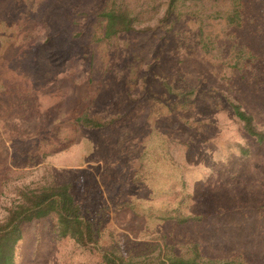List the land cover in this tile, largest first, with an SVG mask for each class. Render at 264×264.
<instances>
[{
	"label": "rangeland",
	"instance_id": "rangeland-1",
	"mask_svg": "<svg viewBox=\"0 0 264 264\" xmlns=\"http://www.w3.org/2000/svg\"><path fill=\"white\" fill-rule=\"evenodd\" d=\"M100 1L0 0V74L17 51L35 49L36 60L30 65L45 86L40 92L50 84L57 88L38 95L42 112L54 107L56 116L63 115L69 96L81 92L82 87L77 88L90 74V86L97 89L90 107L103 111L121 92L129 64L141 76L151 65L148 82L142 88L136 83L129 95L118 99L117 111L125 116L116 125L79 131L68 148L5 176L11 179L7 183L2 176L9 156L30 146L27 137L37 138V126L50 123L49 129L60 118H23L20 102L0 97V217L3 204L13 196L11 182L31 183L52 175L59 182L72 181L87 208L98 209L109 201L131 203L124 210L105 212L106 239L127 234L135 242L166 235L174 244L198 241L212 258L243 254L264 264V141L240 128L226 101L229 96L239 102L264 129V0H243L241 26L228 28L218 24L223 1L205 4L206 22L217 32L224 29L217 38L226 39L229 47L236 43L250 50L252 57L246 54L244 61L250 65L241 71L233 67L230 50L212 49L205 57L198 25L187 15L169 31L123 37L127 56L119 40L97 46L80 12ZM71 12L72 27L65 30ZM77 32L82 34L74 35ZM74 68L75 88L67 91L68 97L61 95L64 103L58 106L60 79ZM164 82L197 86L193 105L185 110L172 105L181 96L167 90ZM174 210L202 214L203 219L174 225L160 217ZM22 235L16 264H88L96 257L68 238L57 239L46 221L23 225Z\"/></svg>",
	"mask_w": 264,
	"mask_h": 264
},
{
	"label": "trees",
	"instance_id": "trees-1",
	"mask_svg": "<svg viewBox=\"0 0 264 264\" xmlns=\"http://www.w3.org/2000/svg\"><path fill=\"white\" fill-rule=\"evenodd\" d=\"M210 1L101 0L98 6L90 11H81L80 15L86 16L84 23L89 24L90 36L97 46H106L112 40H119L122 45L123 56H127L128 45L124 38L129 34L169 31L177 23L186 20L184 18L187 15V20L198 25L197 37L200 39L201 50L205 57L212 49H216L217 52L230 50V60L234 61L233 67L241 71L244 66L250 65L244 64L247 58L252 57L250 50L247 46L236 43H232L229 47L226 44V39L217 38L219 34H224V29L221 28L217 32L216 28L213 30L211 23L206 22L209 15L204 14L205 4ZM222 1L228 8L226 9L224 5L223 9L218 10V13H223L218 24L221 26L223 24L225 28L233 25L241 26L243 0ZM72 13L70 14L71 19L67 20L66 26H64L65 30L72 27ZM62 31H59L58 35H61ZM213 31L216 34L212 37ZM78 34L81 35L82 33L77 32L74 35ZM49 38L47 37L46 40ZM246 54L250 56L248 57ZM35 56V49H30L27 46L17 51L12 59H7L6 62L11 63V65L6 67L4 73L0 74V97L2 95L10 97V99L14 97L12 103L20 102L18 106L21 105L24 110L23 118H32L44 114L48 121L59 120V118L60 120L49 126V129L47 126L50 123L46 126H37L36 134L40 133L38 136L35 135L37 138L32 140L30 139L31 136L27 137L30 146L26 147L25 151L19 152L17 150L15 154L9 156L4 165L6 171L2 176L5 183L11 180L10 178L7 180L5 176L14 172H21L22 167L28 164L34 165L37 161L45 160L48 156L68 148L79 131L102 130L116 125L125 116V113L117 111L118 99L123 94L129 95L130 91L136 87V83L142 88L148 82V74L151 69V65L148 64L146 73L141 76L137 69H131L129 64L124 85L120 89L121 92L111 100L105 110L95 112L90 107L97 93V89L94 88L93 90L90 86L94 82L92 74L86 78L85 83L79 84L77 91L82 87L79 94L73 98L67 95V91L75 88L73 73L76 71L74 68L60 79V90H58L57 95L59 96L57 99L58 106L64 103L61 95L63 97L69 96L70 105L63 115L56 116L54 107L45 108L43 112L39 110L41 104L38 95L56 87L50 84L48 90L40 92L45 86L38 82L39 79L33 74L35 69L30 65L31 62H35ZM43 73L45 77L46 73ZM164 85L170 92L181 96V100L172 105H178L182 110L193 105L191 95L196 91L197 86L191 89V87L173 86L166 82ZM64 87L65 91L63 92ZM226 101L228 109L232 112V116L240 128L258 142L264 141V129L257 127L253 115L231 97H226ZM185 121L188 122V120ZM27 142L23 144L27 146ZM9 160L16 163L18 168H11V164L7 162ZM9 185L12 187L13 196L9 197L3 204V213L0 217V264H16V248L23 237L22 226L34 221L48 222L51 232L57 239L68 238L75 245L86 249L92 255H96L88 264H255L253 260L243 254L212 258L204 253L198 241L174 244V242L167 240L166 235L135 242H131L127 234L123 235V239L112 235L106 239L102 230L105 212L109 208L124 210L131 207V203L125 200L122 202L109 201L98 209L87 208L78 200L73 189V182L69 180L59 182L50 175L43 176L36 182H11ZM160 217L174 225L203 219L202 214L189 215L178 210Z\"/></svg>",
	"mask_w": 264,
	"mask_h": 264
}]
</instances>
